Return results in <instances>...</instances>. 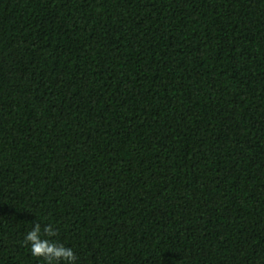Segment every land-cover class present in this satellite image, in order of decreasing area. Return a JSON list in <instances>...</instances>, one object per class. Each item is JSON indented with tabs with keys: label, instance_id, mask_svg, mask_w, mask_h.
Returning <instances> with one entry per match:
<instances>
[{
	"label": "trees",
	"instance_id": "obj_1",
	"mask_svg": "<svg viewBox=\"0 0 264 264\" xmlns=\"http://www.w3.org/2000/svg\"><path fill=\"white\" fill-rule=\"evenodd\" d=\"M264 264V0H0V264Z\"/></svg>",
	"mask_w": 264,
	"mask_h": 264
},
{
	"label": "clouds",
	"instance_id": "obj_2",
	"mask_svg": "<svg viewBox=\"0 0 264 264\" xmlns=\"http://www.w3.org/2000/svg\"><path fill=\"white\" fill-rule=\"evenodd\" d=\"M57 234L58 229L52 223L42 226L36 220L26 232L24 243L29 246L31 254L45 264H77L74 250L55 239Z\"/></svg>",
	"mask_w": 264,
	"mask_h": 264
}]
</instances>
